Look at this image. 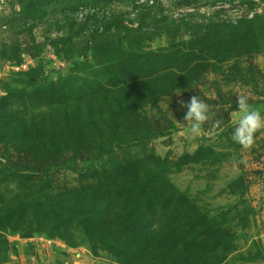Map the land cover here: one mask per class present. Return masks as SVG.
<instances>
[{
	"label": "clouds",
	"instance_id": "1",
	"mask_svg": "<svg viewBox=\"0 0 264 264\" xmlns=\"http://www.w3.org/2000/svg\"><path fill=\"white\" fill-rule=\"evenodd\" d=\"M180 93L176 94L177 96ZM238 117L234 122L233 140L244 149H251L255 143V134L264 128V117H262L259 109L254 108L248 102L244 95H237ZM177 103L181 108L187 109L184 115L185 122L189 126L185 130L192 136H199L204 125L212 119L210 107L202 101L198 96L190 97L188 102L178 100ZM220 121L214 122L215 126L220 125Z\"/></svg>",
	"mask_w": 264,
	"mask_h": 264
}]
</instances>
